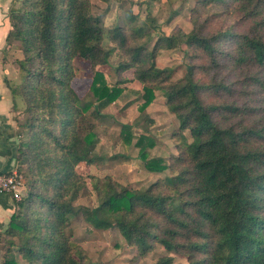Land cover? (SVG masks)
Masks as SVG:
<instances>
[{
  "label": "trees",
  "instance_id": "1",
  "mask_svg": "<svg viewBox=\"0 0 264 264\" xmlns=\"http://www.w3.org/2000/svg\"><path fill=\"white\" fill-rule=\"evenodd\" d=\"M16 5L9 40L22 53L18 63L23 81L12 92L26 103L17 118L19 162L26 166L19 169L30 187L21 200H15L17 209L0 235L6 246L2 264H83L82 250L72 240L71 222L79 214L96 229H118L141 255L158 242L168 251L186 255L187 264H264V118L249 126L220 124L214 116L221 107L205 103L200 95L205 85L189 78L175 83L171 69L155 64L159 48L181 43L202 49L215 61L219 54L231 53L221 46L229 31L207 34L201 28L163 36L151 50L145 45L127 49L130 57L115 67L117 71L134 68L135 78L144 84L141 112L159 89L180 130H188L192 137L184 152L167 165L162 157L149 158L147 148L155 143L147 125L136 131L133 125H124L125 141L136 140L148 171L170 167L175 172L155 185L135 189L107 176L85 177L77 169L99 159L93 118L102 112L97 106L91 111L93 101L83 100L72 86L73 62L93 69L91 88L99 103L114 102L124 90L119 83L109 85L96 68L112 66L115 47L104 45L107 33L91 0H20ZM123 30L118 26L110 35L114 41L118 38L120 47L127 44ZM237 39L232 56L264 68V37L244 33ZM251 83L256 86L251 107L263 114L260 70ZM87 178L97 194L98 205L93 207L75 204L89 188ZM172 261L171 256H162L156 264Z\"/></svg>",
  "mask_w": 264,
  "mask_h": 264
},
{
  "label": "rangeland",
  "instance_id": "2",
  "mask_svg": "<svg viewBox=\"0 0 264 264\" xmlns=\"http://www.w3.org/2000/svg\"><path fill=\"white\" fill-rule=\"evenodd\" d=\"M91 2L94 14L102 18L107 33L104 45L115 47L111 56L112 66L100 64L96 68L103 71L109 85L119 83L124 90L114 102L99 103L94 98L91 88L93 69L87 63L77 60L73 62L72 86L83 100L93 101L95 105L91 111L97 106L102 112V116L93 118L99 139L94 149L99 159L92 164L78 165L77 169L82 175L85 177L94 175L97 178L107 176L135 189L155 185L166 176L174 175L175 172L170 167L162 172L148 171L140 157V149L135 145L136 140L133 139L130 144L125 141L123 127L133 125L132 130L136 131L139 127L142 128V124L147 125L149 135L154 138L155 143L153 147L147 148L148 156L162 157L167 165L173 163V158L184 152L185 142L192 141L190 132L180 130L177 116L170 111L165 96L159 89L155 91V100L144 113L141 112L144 84L135 78L134 68L124 71L115 69L120 61L130 57L131 51L127 49L145 45L151 50L163 36H171L181 31L190 33L201 28L207 34L229 31V37L221 42V46L231 53H222V56L219 54L215 61L202 49L181 43L170 49L159 48L155 64L161 68L171 69V80L175 83L182 78H189L194 83L205 85L200 95L205 103L221 107L214 116L220 124L235 123L236 126L240 124L249 126L264 118V113L261 114L251 107L253 104L251 91L256 89V86L250 84L252 75L258 70L264 78V68L259 69L250 62H239L232 56L236 53V41L240 35L248 33L264 37V0L221 2L91 0ZM256 6L257 8L260 6L258 12ZM118 26L124 29L123 34L127 36L125 47L117 44L118 38L116 41L110 38ZM12 76L15 83L19 84L23 80L18 70ZM229 105L237 106L239 109L235 112H226L224 106ZM23 107L25 104L21 105V109ZM146 118L154 122L149 123ZM255 143L261 142L256 140ZM83 147L81 149L85 152L90 151L89 147ZM23 168L26 169V166L21 167ZM20 171L24 175V170ZM24 178L27 192L30 187L29 179L25 175ZM87 182L88 190L82 191L75 204L93 207L98 205L97 194L92 189L90 178H87ZM177 202L181 203L179 200ZM71 225L74 232L72 240L81 248L84 255L83 264H156L162 256H171L173 258L171 264L188 263L186 255L168 251L158 242L153 243L150 252L141 255L135 246L125 240L118 229H96L84 220L82 214L72 219ZM17 258L21 260L20 255H17Z\"/></svg>",
  "mask_w": 264,
  "mask_h": 264
},
{
  "label": "crops",
  "instance_id": "3",
  "mask_svg": "<svg viewBox=\"0 0 264 264\" xmlns=\"http://www.w3.org/2000/svg\"><path fill=\"white\" fill-rule=\"evenodd\" d=\"M17 1L0 0V173H10L21 167L19 162L21 136L18 134L17 118L21 117L25 108L21 109V105L26 106V103L22 96L12 92V87L18 84L15 83L12 74L18 70L21 72V77L23 76L18 63L22 53L16 42L9 40L13 22L12 13L17 6ZM16 209L15 199L7 193L0 192V235L7 229ZM4 246L2 237L0 238V264L4 260Z\"/></svg>",
  "mask_w": 264,
  "mask_h": 264
},
{
  "label": "built area",
  "instance_id": "4",
  "mask_svg": "<svg viewBox=\"0 0 264 264\" xmlns=\"http://www.w3.org/2000/svg\"><path fill=\"white\" fill-rule=\"evenodd\" d=\"M24 175L15 169L10 173H0V192L11 195L15 200H21L26 193Z\"/></svg>",
  "mask_w": 264,
  "mask_h": 264
}]
</instances>
